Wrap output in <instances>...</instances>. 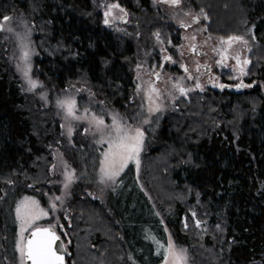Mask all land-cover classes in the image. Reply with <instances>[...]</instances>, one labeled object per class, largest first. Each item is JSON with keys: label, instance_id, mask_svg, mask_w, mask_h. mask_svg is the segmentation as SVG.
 Masks as SVG:
<instances>
[{"label": "trees", "instance_id": "1", "mask_svg": "<svg viewBox=\"0 0 264 264\" xmlns=\"http://www.w3.org/2000/svg\"><path fill=\"white\" fill-rule=\"evenodd\" d=\"M192 1L206 34L249 44L255 85L179 97L150 117L140 148L116 177L96 182L80 173L78 135L67 137L51 109L56 94L78 86L100 105L133 108L131 37L105 28L95 0H0V23L20 11L32 26L29 62L48 102L42 107L24 89L0 31V264L20 257L6 206L12 187L47 210L39 221L62 237L66 264H162L171 242L191 264H264V0ZM151 14L154 30L169 37ZM59 149L72 164L64 187V177L52 180ZM56 194L60 199L46 201Z\"/></svg>", "mask_w": 264, "mask_h": 264}, {"label": "rangeland", "instance_id": "2", "mask_svg": "<svg viewBox=\"0 0 264 264\" xmlns=\"http://www.w3.org/2000/svg\"><path fill=\"white\" fill-rule=\"evenodd\" d=\"M95 2L99 4L102 0H95ZM179 8L180 6L175 8L170 5L166 12L170 18L175 19L181 13ZM130 16L132 18V14ZM116 17H122V12L120 10L112 12L111 10L103 16V21L107 23L115 18L113 24H116ZM136 17L137 23L134 27L138 30L134 29L136 52L134 79L136 81L137 104L128 112H121L115 108L98 104L89 89L78 86L68 87L62 94H56L58 98L55 106L51 109L56 115L61 114L64 133L67 137L74 133L78 135L76 150L77 154H80V163L82 164L81 170L79 169L80 173L82 172L85 178H92L96 182L112 181L116 174L129 163L140 148L150 117L173 108L181 97L180 94H183L180 86L185 85L187 92L193 90L184 82L180 83L172 79L169 72L160 75L157 79L156 75L151 73L148 66L149 60L152 55L154 56V51L160 48L163 43H167L169 38L160 34L158 30L149 32L143 30L141 27L148 26L150 22H147L145 15L141 12ZM0 31L8 53L12 58L17 59L18 63L15 64L25 84L22 82L24 89L27 93L35 94L38 99L40 98L42 107H48L45 97L37 92L39 82L34 77L29 62L32 53V26L29 20L20 11L9 14L1 20ZM123 34L129 35L128 31ZM213 37L215 38L211 39L212 46H216L217 53L235 52L236 49H240L241 42L237 41L239 39L244 41V53L246 48L249 49V44L239 36ZM249 62L250 59L245 54L244 74L248 70ZM231 64L235 65L234 61H231ZM124 79L127 80V78ZM58 92L57 90L53 91V93ZM59 151L54 155L55 162L51 166L52 180L55 181L59 176L64 177L65 184H61L64 187L72 179L69 170L72 164L71 160L67 161L68 156L64 151L61 149ZM69 163L71 165L67 168ZM60 197L61 195L56 194L46 201L53 202ZM6 206L8 218L12 221L10 226V230L13 228L12 236L18 238L15 243H12L14 254L16 245L18 256H20L16 264H24L23 249L26 229L28 230L35 224H52L39 221L47 215V210L37 198L29 195L22 187L10 189ZM162 264H191V262H189L185 248H178L171 242L167 257Z\"/></svg>", "mask_w": 264, "mask_h": 264}, {"label": "flooded vegetation", "instance_id": "3", "mask_svg": "<svg viewBox=\"0 0 264 264\" xmlns=\"http://www.w3.org/2000/svg\"><path fill=\"white\" fill-rule=\"evenodd\" d=\"M139 3L140 5L136 6L132 0H102L97 4L98 14L105 28L121 33L128 31L133 45L134 29L138 30L134 27L138 11L141 10L147 22H150L148 26L141 27L148 32L154 31L150 12L159 16L165 22L167 30H170L169 40L166 44L163 43L159 50L154 51L148 66L151 73L156 75V79L169 72L172 79L193 88L187 92L185 85L180 86L183 93L180 94L181 97L187 98L189 94L204 88L213 91L229 89L236 93L244 92L255 85L256 80L248 77L249 71L246 70L244 74V56H247L248 51L246 48L244 53V41L237 40L241 42V48L235 52L217 53L211 40L215 37L204 32L205 19L192 0H139ZM170 5L175 8L180 6L181 13L179 12L175 19L170 18L166 12ZM111 10L122 12V17H116V24H113L115 18L107 23L103 21V16ZM230 60L234 61L235 65H232Z\"/></svg>", "mask_w": 264, "mask_h": 264}, {"label": "water", "instance_id": "4", "mask_svg": "<svg viewBox=\"0 0 264 264\" xmlns=\"http://www.w3.org/2000/svg\"><path fill=\"white\" fill-rule=\"evenodd\" d=\"M24 264H66V247L50 225L32 227L24 238Z\"/></svg>", "mask_w": 264, "mask_h": 264}]
</instances>
